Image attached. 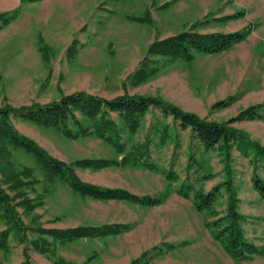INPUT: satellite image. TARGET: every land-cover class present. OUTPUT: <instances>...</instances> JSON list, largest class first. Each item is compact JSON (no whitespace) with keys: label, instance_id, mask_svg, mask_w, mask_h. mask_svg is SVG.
Wrapping results in <instances>:
<instances>
[{"label":"rangeland","instance_id":"1","mask_svg":"<svg viewBox=\"0 0 264 264\" xmlns=\"http://www.w3.org/2000/svg\"><path fill=\"white\" fill-rule=\"evenodd\" d=\"M3 12L11 19H0V107L45 103L82 90L108 99L154 96L206 121L225 122L261 105L259 116L230 125L264 145V0H0ZM183 31H242L245 37L217 53H193L189 60L149 52L155 41ZM11 123L84 182L165 197L142 206L82 196L63 179L48 180L31 153L7 143L12 167L31 172L20 176L29 202L11 201L24 228L20 235L8 230L0 264H264V255L233 259L215 239L213 221L226 213L224 188L214 214L197 211L191 197L177 192L182 183L209 191L230 179L244 215L243 235L264 247V199L252 188L249 159L236 149L230 159L215 147L205 149L190 127L180 128L156 108L147 111L135 133L121 131V153L93 134L69 137L18 116H11ZM138 145L147 149L141 159L158 166L157 172L131 164H76L121 160ZM165 170L178 180L166 178ZM2 188L14 197L10 183L3 181ZM115 225L126 228L114 232ZM75 227H99L103 233L60 240L39 230ZM7 228L0 218V232Z\"/></svg>","mask_w":264,"mask_h":264},{"label":"trees","instance_id":"2","mask_svg":"<svg viewBox=\"0 0 264 264\" xmlns=\"http://www.w3.org/2000/svg\"><path fill=\"white\" fill-rule=\"evenodd\" d=\"M20 1L32 3L39 0ZM7 15L8 12L0 13V19L4 23L11 19V16ZM244 37L245 33L242 31L230 33L183 31L155 41L149 47V52L164 55L171 59L189 60L193 57V53H217L242 41ZM260 106L251 105L242 109L236 118H231L225 122L206 121L198 115L184 111L161 98L141 94H124L108 99L81 90L70 94H62L60 97L45 103L32 102L29 105L17 107L9 104L1 106L0 172L3 180L0 179V218L8 224L9 228L0 232V248L6 246L5 238L10 228H13L17 235H20L21 229L24 228L11 201L15 197H23L20 201L21 205L24 206L29 202V199L24 196L25 194L21 190L24 182L20 179V176H28L31 169L24 168L21 171H16L12 167L11 161L8 159L7 143L31 153L40 168L43 169L48 180L63 179L74 192L82 196L102 200H126L142 206L157 205L165 197L164 195V197L141 196L124 188L106 187L80 180L73 169L67 166L65 162L53 157L34 140L15 129L11 123V116H18L23 120L43 127L58 128L69 137L93 134L111 145L118 153H121L125 149V144L121 142V131L127 130L131 134L135 133L140 125V120L147 111L150 108H156L164 116H171L174 121L179 123L180 128L190 127L194 137L205 149L215 147L227 159L231 158V151L236 149L240 155L248 158L252 166V188L264 199V178L260 174V172L264 173V145L251 140L245 132L230 125L234 120L251 119L259 116L258 109ZM114 114H116L123 127H118V122L113 117ZM86 121H89L90 125H85ZM72 127L75 129H72ZM143 147V145L135 146L121 160L93 158L78 160L76 164L90 168L131 164L157 172L158 166L141 159L143 152H147V149H142ZM163 173L166 178L174 181L178 180L173 170H165ZM3 181L10 183V187L16 192L14 197L4 191L2 188ZM221 188H224L227 192L228 201L226 213L213 221V226L218 228L214 233L215 239L222 243L225 251L235 260H248L252 255H264V247H258L250 243L243 235L241 222L244 215L237 210L238 198L230 179L224 180L220 185L209 191L195 188L188 182L182 183L177 192L183 198L191 197L197 211L207 210L214 214L216 212L214 203ZM190 193H192V196H190ZM112 228H114V232H119L126 227L115 225ZM39 230L40 233L53 234L55 238L58 237L60 240L74 239L86 235L96 236L103 233V229L99 227H75L58 231L54 229Z\"/></svg>","mask_w":264,"mask_h":264}]
</instances>
